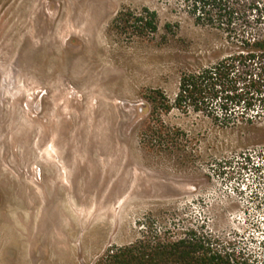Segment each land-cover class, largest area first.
<instances>
[{
	"label": "rangeland",
	"instance_id": "374dc122",
	"mask_svg": "<svg viewBox=\"0 0 264 264\" xmlns=\"http://www.w3.org/2000/svg\"><path fill=\"white\" fill-rule=\"evenodd\" d=\"M230 3L0 0V264H94L144 234L189 232L264 264V118L225 129L173 110L181 154L138 138L150 91L173 100L182 72L264 38V0ZM143 9L155 34L111 29Z\"/></svg>",
	"mask_w": 264,
	"mask_h": 264
},
{
	"label": "trees",
	"instance_id": "16d2710c",
	"mask_svg": "<svg viewBox=\"0 0 264 264\" xmlns=\"http://www.w3.org/2000/svg\"><path fill=\"white\" fill-rule=\"evenodd\" d=\"M200 10L232 11L230 0H196ZM202 15V14H201ZM198 17L197 21H200ZM115 32L148 37L157 32V16L143 9L139 13L119 12L111 25ZM239 51L204 67L182 72L173 100L160 90L149 92L147 121L139 133V144L148 152L181 154L186 135L166 125L164 115L177 110L183 115H202L225 129L238 124L253 125L264 112L253 113L264 104V38L244 40ZM94 264H248L209 234L189 232L179 238L145 234L133 244L111 248Z\"/></svg>",
	"mask_w": 264,
	"mask_h": 264
},
{
	"label": "bare ground",
	"instance_id": "6f19581e",
	"mask_svg": "<svg viewBox=\"0 0 264 264\" xmlns=\"http://www.w3.org/2000/svg\"><path fill=\"white\" fill-rule=\"evenodd\" d=\"M59 109V108H58ZM67 143V142H66ZM82 143V142H81ZM60 145V144H59ZM72 146V145H71ZM67 148V147H66ZM87 151V150H86ZM75 152V151H74ZM25 154V153H24ZM84 166H86V165H84ZM77 167V166H76Z\"/></svg>",
	"mask_w": 264,
	"mask_h": 264
}]
</instances>
